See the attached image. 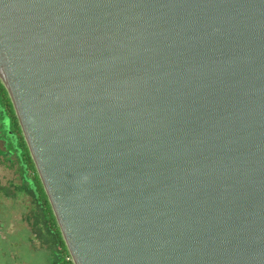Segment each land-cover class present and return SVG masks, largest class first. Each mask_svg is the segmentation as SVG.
I'll list each match as a JSON object with an SVG mask.
<instances>
[{
	"label": "water",
	"instance_id": "water-1",
	"mask_svg": "<svg viewBox=\"0 0 264 264\" xmlns=\"http://www.w3.org/2000/svg\"><path fill=\"white\" fill-rule=\"evenodd\" d=\"M0 82L73 264H264V0H0Z\"/></svg>",
	"mask_w": 264,
	"mask_h": 264
},
{
	"label": "rangeland",
	"instance_id": "rangeland-1",
	"mask_svg": "<svg viewBox=\"0 0 264 264\" xmlns=\"http://www.w3.org/2000/svg\"><path fill=\"white\" fill-rule=\"evenodd\" d=\"M1 103L5 108L10 128L16 131L14 124L18 121L13 108L8 107L3 97ZM0 148L4 150L1 142ZM8 160L9 158L0 152V185L8 188L10 193L7 195L0 190V264H48L45 247L36 240L32 232L31 216L29 217L30 195L16 189L20 179ZM28 170L29 175L34 178L32 167ZM44 211L50 217L47 206ZM52 224L55 228L54 222Z\"/></svg>",
	"mask_w": 264,
	"mask_h": 264
},
{
	"label": "trees",
	"instance_id": "trees-1",
	"mask_svg": "<svg viewBox=\"0 0 264 264\" xmlns=\"http://www.w3.org/2000/svg\"><path fill=\"white\" fill-rule=\"evenodd\" d=\"M1 97L5 98L7 105L12 109V104L6 89L2 85L0 87V142L4 145V150L0 148V152L9 158V163L15 168L19 176L20 182L16 184V189L19 192H24L30 195L31 202L29 204L32 232L36 240L45 247L48 264H72L65 258L69 255L65 243L62 239L56 219L51 210L46 193L43 189L41 181L33 161L29 154L27 145L21 133L18 123L14 124V129H11L8 124V118L5 113V108L1 103ZM32 167L35 177L29 175L28 168ZM0 190L4 194H10L9 189L0 185ZM47 206L50 211V217L44 211ZM54 222L55 228L52 224ZM44 244V245H43Z\"/></svg>",
	"mask_w": 264,
	"mask_h": 264
},
{
	"label": "built area",
	"instance_id": "built-area-1",
	"mask_svg": "<svg viewBox=\"0 0 264 264\" xmlns=\"http://www.w3.org/2000/svg\"><path fill=\"white\" fill-rule=\"evenodd\" d=\"M68 254H69V253H68ZM65 259L68 260V261H72L70 255H68ZM72 264H73V263H72Z\"/></svg>",
	"mask_w": 264,
	"mask_h": 264
}]
</instances>
